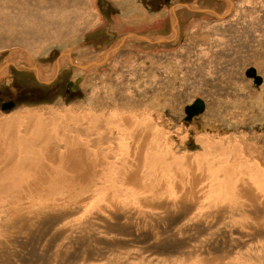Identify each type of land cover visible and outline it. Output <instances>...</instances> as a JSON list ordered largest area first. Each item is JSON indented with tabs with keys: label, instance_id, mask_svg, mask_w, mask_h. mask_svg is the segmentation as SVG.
Here are the masks:
<instances>
[{
	"label": "rangeland",
	"instance_id": "obj_1",
	"mask_svg": "<svg viewBox=\"0 0 264 264\" xmlns=\"http://www.w3.org/2000/svg\"><path fill=\"white\" fill-rule=\"evenodd\" d=\"M30 2L37 3L34 5L48 21L44 28L54 26L53 33L52 29L45 32L42 44L37 41L28 46L16 42L13 31L0 30L4 34L0 35V71L7 68L0 78V117L19 113L28 120L34 114L54 121L55 130L41 131L42 137L68 127L67 122L72 123L69 127L87 128L81 135L91 152H111L112 161H103L114 168L92 176L95 180L87 191H77V182L70 190L66 186L47 191L50 181L44 185L46 179L32 173L24 177L28 183L34 180L32 191H0V264H188L190 250L199 239L185 238H191L190 232L204 236L198 232L200 228L218 230L213 245L220 248L219 256L212 254L208 259H215L214 264H264V175L254 174L246 166L239 171L238 165H258L264 171V0ZM202 9L208 12L192 11ZM177 19L178 33L173 40L151 43L139 39L141 35L170 39ZM130 33L140 37L126 40L112 51ZM110 49L109 58L101 59ZM68 50L71 61L66 58L57 70L56 64ZM97 59L103 62L93 68L79 66ZM8 61L11 63L4 66ZM253 67L263 79L261 84L246 74ZM38 70L42 72L39 77ZM197 98L205 100L206 110L186 120V106ZM9 101L15 105L3 109ZM120 114L152 118L158 129L157 147L165 142L164 152L189 156L204 168H218L232 154L220 151H234L241 162L238 158L231 167L227 163V171H232L234 180L243 179L244 188L250 187V191L242 193V187L234 185L230 189L226 182L216 191H207L201 184L205 190L164 191L158 196L152 193L151 198H146L151 193L145 190L125 191L116 171L125 157L123 140L128 139L116 138L112 130L118 134L122 131L117 132L118 127H127L118 117V126H110ZM63 148L56 147L50 156ZM42 157L48 164L54 162L51 169H58L54 158L47 159L44 151ZM155 167L160 168L161 163ZM54 173L49 175L72 178L68 175L72 173ZM205 181L212 182L210 177ZM5 197L9 202H2ZM218 198L220 204L214 206ZM222 207V214H217ZM180 225L191 229L186 233L165 231V227Z\"/></svg>",
	"mask_w": 264,
	"mask_h": 264
},
{
	"label": "bare ground",
	"instance_id": "obj_2",
	"mask_svg": "<svg viewBox=\"0 0 264 264\" xmlns=\"http://www.w3.org/2000/svg\"><path fill=\"white\" fill-rule=\"evenodd\" d=\"M34 4H37V3L36 2L31 3L30 0H0V30H4V32L5 31H7V32L13 31L16 34L15 36L12 34L13 37H15L14 40H17L16 42H19V43L27 44L28 46L33 45L37 41H39V43H41L40 41H42V40L40 38L43 37V34L45 32L47 33L51 29H52L51 33H53L52 31H53L54 26H52L53 28H51L50 30L44 28V27H47L46 24H48V21L45 20V15H42V13H41L42 11ZM32 5H34V6H32ZM35 7H37V8H35ZM188 8H190V7L188 6ZM196 11H201V12L207 11L208 12L207 9L196 10ZM212 13H213V10H212ZM214 13L220 17V15L217 12H214ZM67 17L68 16H65L66 19H67ZM52 18H54V17H52ZM65 18H64V20H66ZM48 26H49V28L51 27L50 25H48ZM56 27H58V26L56 25ZM54 32H57V31H54ZM173 32H174L173 36L170 37V39H168L169 41L173 40L176 33H178V19L176 20V25L173 28ZM0 33H1V31H0ZM50 34H48V35H50ZM0 35H4V34H0ZM141 37L144 38L143 36H141ZM147 42H149V41H147ZM160 43H162V42H160ZM67 52H68V55L65 53L66 56L64 55L63 58H61V60L58 61V63L56 64L55 67L57 70L60 69L61 64H63L65 62L66 58L71 61V57L69 56L71 53V50H68ZM104 59H107V58H104ZM97 60H101V59H97ZM101 62H103V61H101ZM10 63H11L10 61L4 62V66L9 65ZM67 63H65V65H67ZM96 64L98 65L99 63H95L94 65H96ZM94 65H91V66H88L85 68L86 69L91 68V67L93 68ZM79 66L83 67L82 65H79ZM3 69L4 70L1 69L2 72L0 71V78H2L3 75H5V71L7 70V68H3ZM36 74L39 77L42 74V72H40L38 70V71H36ZM80 80H82V77H80L76 80L77 83H80L81 82ZM262 82H263V79L261 80L260 83H257V82H255V83L261 84ZM73 83L75 84V82H73ZM18 115H19V113H18ZM18 115L15 114V115H12V116L6 117V118L0 117V191H32L34 189V188H32L34 180H32L30 183H28V178H24L26 174H31V173L37 174V175L41 174L39 177H37V176L36 177L40 178V180H41V178H45L46 182L44 183V185H46L48 180L50 181L47 183L49 185L45 186L47 191H54L55 189H59V191H60L61 188H64L66 186H68V188L71 187L72 183H75V182L79 183V185H78L79 188H77V189L75 188L77 191H87L89 189V186H91V183H93L95 180V179H93L95 177H92V176H99L102 172L105 171V169H107L106 171L108 173L109 168H114L113 166H110L111 163L105 162L106 161L105 159L112 161L111 156H113V154L111 152H108L107 154H104V153L102 154L101 152L96 151L101 156L96 154L95 151H93V150H92L93 152H91V149H89V145L86 144L85 136L81 135V134H84L85 131H88L87 128L86 129L84 128L85 130L82 128H76L77 126H75V124H73L75 126V128H73V126L69 127V125L71 126L72 123L67 122L66 126L68 125V127H64L60 130L56 129L57 132H55L54 135L53 134L49 135L50 129H52V130L54 129V125H55V124L53 125L54 121L52 122V121L48 120L47 118H44L43 116H40V115L35 116L33 114V116H31V117L29 115L28 120H26L25 118L21 119V116H18ZM134 116H135L134 114L133 115L132 114H128V115L123 114L120 117L118 115H116L114 120L112 121V123H110V126L111 125L118 126V124L115 122V120L121 119L120 124L125 125V127H127V128H123V129H119L120 127H118L117 132L122 130L118 134L116 133V129L112 130L113 133H115L113 135H116V138L120 139L121 137H124L125 140L128 139V141L123 140V142H126V144L124 143L125 148H123L125 150H124V152H122L125 154L124 161L122 163L120 162L121 163L120 168L118 166L119 169L118 170L116 169L118 171V172L116 171V176L120 180V181L118 180V182H120L119 185H120V187L126 186L125 191H137V190L139 191L140 189L145 190L146 192L151 193V194L147 195L146 198H151L152 193H153V195L158 196V193H161L164 191H182V192L183 191L184 192L192 191L195 193V191H201L202 189H204L203 188L204 186L202 188H200L201 184L202 185L205 184V188L207 187V191H210L211 189H212V191H216L218 189V187H223L225 182L227 185H230V189H232V187L234 185V187H237V188L242 187L241 191L239 189L235 188V190L237 189L236 191L239 190L242 193L244 191L245 192L250 191V187L244 188L245 181H243V179L239 180L237 178L236 180H234L233 176L231 175L232 171H227V163H228L229 167H231L230 166L231 164H233V166H236V165H234V163L236 164L237 160L240 159L239 162H241V156L240 155L237 156V154L234 151H232V150L230 151L229 149L225 150V152H224V150H222V151L217 150L218 152L219 151L222 153H228V152L230 153L231 152L232 154H228L229 156L223 162V164H221L222 159L219 160V161H221L220 162L221 165H219V166L217 165L218 168H214L211 165H208L204 168V167H202V165H200V161L197 160V163L195 164L194 159H190L189 156L177 157V156H175L174 152H172L171 150L164 152L163 148H164L165 142L160 145L161 149L159 147H157V145H155V139H156V135L158 133V129L156 128L152 118L149 117V118L143 120V119L139 118L138 116H136V117H134ZM76 117H77V115H76ZM104 117H105V115H104ZM107 117H108V115H107ZM117 117H118V119H117ZM112 118H110V120H112ZM75 119L76 118H72L71 120L76 121ZM80 119L83 120L82 118H80ZM95 119L96 118L94 117V120ZM97 120H98V117H97ZM97 122H99V121H97ZM101 122H102V120H101ZM86 123H87V121H86ZM101 124H99V125H101ZM56 127L57 126H55V128ZM37 129H38V134H35ZM46 130H48V132H49V133L47 132L48 135L45 137L40 136V134H42V132H44ZM107 132H108V130H107ZM100 133H102V132H99V134ZM111 134H112V132H111ZM34 135H37V136H34ZM98 137H100V135ZM104 141H105V139H104ZM117 142H118V140H117ZM52 143L56 144V145L52 146L51 145ZM83 145L84 146L88 145L87 149H84ZM61 146L62 147L64 146V148L62 150H57L53 154V156H50V152L53 153L56 147L59 148ZM123 146H121V147H123ZM105 148H106V146H105ZM40 149H42V150L40 151ZM107 150H109V149H107ZM43 151H44L47 159H53L54 158L55 159L54 161L58 162L57 163V164H59V165H57L58 169H51L49 167V165H53L54 162L52 163V161L49 160V164H48V162H47L48 160H44L43 155H42L43 157L40 158V154ZM101 151H102V149H101ZM120 152H121V150H120ZM102 156H103V159L102 160L99 159ZM118 156H117V158H119ZM157 158H161V160L159 159L160 162H158ZM103 160H105V161H103ZM116 162H114V163H116ZM156 163L157 164L161 163V167L160 168L155 167ZM224 163H225V165H224ZM206 164H207V162H206ZM238 165H239V171L241 169H243L242 166H246L248 170L251 169V171H254V174L257 173L260 175H264V171L262 172L258 168V165H255V166H253V165L250 166V165H246V164H238ZM54 171L57 173H64V174L65 173H72V174H68V175H71L72 178L69 176H68V178H71V179H68L66 177L65 178H55L56 176L55 177L52 176L53 174H55ZM50 172L52 173V175L51 174L49 175ZM112 172H114V171H112ZM112 172H110V173H112ZM123 172H125L124 173L125 175L123 174ZM243 174H245V173H243ZM248 175H246V176H248ZM58 176H60V175H58ZM107 176L106 177L104 176L105 180L107 179ZM209 177H210L212 182H210L208 185L206 183L205 179H207ZM34 178H35V175H34ZM110 178H113V177H110ZM240 178H242V177L240 176ZM96 179H97V177H96ZM244 179H245V177H244ZM263 179H264V177H263ZM115 180H117V179H115ZM232 181H234L235 183H232ZM41 184H43V183L40 182L39 185H41ZM94 184H92V185H94ZM246 184H247V182H246ZM36 186L38 187V185H36ZM76 186H77V184H76ZM253 187H256V186H253ZM70 189L71 188H69V190ZM111 191H113V190L111 189ZM122 193H124V192H122ZM125 193H127V192H125ZM247 193H245V194H247ZM162 194H164V193H162ZM7 195H9V193ZM159 195H161V194H159ZM1 197L2 196H0V199H1ZM5 198L6 199L2 200V202L3 201H4V203L9 202V200L7 199L8 197H5ZM151 200H149V201H151ZM179 201H180V199H179ZM218 201H219V198L214 201V203H213L214 206L217 203L220 204V202H218ZM220 201H222V200H220ZM223 202H225V199ZM229 205H227V207ZM224 206H225V204H224ZM222 210H223V207L221 208V210L217 209L216 213L222 214L221 213ZM229 210H230V214L232 216H234L233 215L234 214L233 206H232V208L230 206ZM224 216H227V214ZM188 229H191V228H186V227L181 226L178 228L167 229L165 227L166 232L173 230V232H176V233H186L188 231ZM142 230H144V229H142ZM191 231H193V230H191ZM154 232H155V230H154ZM198 232L202 233L201 235H204V236L199 237V236L195 235L193 232H190L191 238H185L186 240L187 239L188 240L199 239L192 246V248L190 250L191 255L188 258V259H190L188 261V264H196V263L197 264H205L206 262H207V264H214L215 259H211V261H209L208 259L211 258L212 254L219 256V254H216V253L220 250V248L213 245L215 238H216V235L218 234V230L206 232V231H203L202 228H200L198 230ZM251 232H252V230H251ZM262 233L263 232H259L258 236H262L261 235ZM258 238H259V240L261 239L260 237H258ZM156 239H158V238H156ZM180 241H181V239H180ZM234 243L235 242H233V244ZM158 244H159V241H158ZM160 244H162V243H160ZM169 245H170V243H169ZM159 246H161V245H159ZM183 248H186V247H182V249ZM179 250H181V249H179ZM250 256L248 255V257H250ZM116 261H117V259H115V263H116Z\"/></svg>",
	"mask_w": 264,
	"mask_h": 264
},
{
	"label": "water",
	"instance_id": "obj_3",
	"mask_svg": "<svg viewBox=\"0 0 264 264\" xmlns=\"http://www.w3.org/2000/svg\"><path fill=\"white\" fill-rule=\"evenodd\" d=\"M138 36H140V35L133 34V33H130V34H127V35L123 36L122 39L119 41L118 45L113 48V51L116 52V50L119 49L120 46L126 42V40H129L131 38H135L136 39ZM141 36H143L144 38H139V39H144V40L149 41L151 43L169 42L168 38L157 37V38H154V39L151 38L152 39L151 40L147 36H144V35H141ZM110 51H111V49L108 52H106L105 55L101 59H103V58H107L108 59L109 56H110ZM95 63H101V61L100 60H92L90 62L83 63L82 66L88 67L90 65H94ZM247 75L253 77L255 82H257V83H260L261 80H262V77L257 74V72H256L254 67L250 68L247 71ZM14 105H15V103L13 101L6 102L3 105V109L12 108ZM205 110H206V102H205V100H203L202 98L195 99V101L193 103H191V104L186 106V113L188 114V116L186 117V120H189V121L192 120L195 116L200 115Z\"/></svg>",
	"mask_w": 264,
	"mask_h": 264
},
{
	"label": "flooded vegetation",
	"instance_id": "obj_4",
	"mask_svg": "<svg viewBox=\"0 0 264 264\" xmlns=\"http://www.w3.org/2000/svg\"><path fill=\"white\" fill-rule=\"evenodd\" d=\"M192 11H196V10H192ZM202 13H204V12H202ZM69 90V89H68ZM67 94H69V93H67ZM70 95V94H69Z\"/></svg>",
	"mask_w": 264,
	"mask_h": 264
}]
</instances>
